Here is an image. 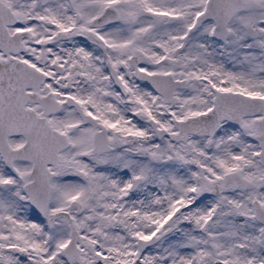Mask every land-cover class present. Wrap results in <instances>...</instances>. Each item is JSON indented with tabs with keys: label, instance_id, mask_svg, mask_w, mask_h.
<instances>
[{
	"label": "snow or ice",
	"instance_id": "6c2138e0",
	"mask_svg": "<svg viewBox=\"0 0 264 264\" xmlns=\"http://www.w3.org/2000/svg\"><path fill=\"white\" fill-rule=\"evenodd\" d=\"M0 264H264V0H0Z\"/></svg>",
	"mask_w": 264,
	"mask_h": 264
}]
</instances>
